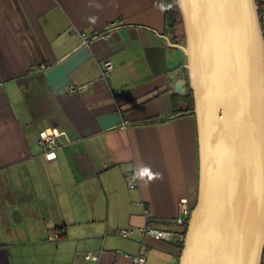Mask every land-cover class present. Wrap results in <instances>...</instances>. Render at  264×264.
Wrapping results in <instances>:
<instances>
[{
    "label": "crops",
    "instance_id": "crops-1",
    "mask_svg": "<svg viewBox=\"0 0 264 264\" xmlns=\"http://www.w3.org/2000/svg\"><path fill=\"white\" fill-rule=\"evenodd\" d=\"M180 45L165 0H0V264H132L144 246L146 264L179 263V202L199 189ZM47 127L65 131L51 160Z\"/></svg>",
    "mask_w": 264,
    "mask_h": 264
},
{
    "label": "water",
    "instance_id": "water-1",
    "mask_svg": "<svg viewBox=\"0 0 264 264\" xmlns=\"http://www.w3.org/2000/svg\"><path fill=\"white\" fill-rule=\"evenodd\" d=\"M177 1L199 145L198 197L178 264H260L264 34L257 2Z\"/></svg>",
    "mask_w": 264,
    "mask_h": 264
},
{
    "label": "built area",
    "instance_id": "built-area-1",
    "mask_svg": "<svg viewBox=\"0 0 264 264\" xmlns=\"http://www.w3.org/2000/svg\"><path fill=\"white\" fill-rule=\"evenodd\" d=\"M257 6H258V14L260 18L261 27L264 34V9H263V0H256ZM81 36L83 38V43H88L90 39H92L93 35H89L86 32H81ZM114 69V64L112 60L105 59L102 62V74L104 77H108L111 72ZM77 88H83V86H75L71 85V89L75 90ZM65 134V131L60 130L56 127H47L43 128L39 132V143L43 149V153L45 154V157L48 160H51L55 157L56 150L60 145V138H62ZM137 184L136 180L134 178L128 179V185L129 187H134ZM193 210V206L190 205L189 200L187 198H182L179 202V216L176 219V222L182 226H184V230L182 232L178 233V239L179 241L184 244V241L186 239V233L185 228L190 222L191 213ZM144 212L146 216H149L150 209L145 208ZM47 239L48 240H56L59 238L62 234L61 230L59 228H55L54 226H49L47 230ZM142 232L145 234H154L158 237H163L166 235L172 234L171 231H167L161 228L153 227L150 224L145 225L142 227ZM118 233L124 237H127L131 234V230L128 228H120L118 230ZM129 258L132 260V264H146L147 259L149 256V249L147 246H144L138 253H129L127 254ZM86 259H97L98 255L95 251H89L85 254ZM260 264H264V252L263 257Z\"/></svg>",
    "mask_w": 264,
    "mask_h": 264
},
{
    "label": "trees",
    "instance_id": "trees-1",
    "mask_svg": "<svg viewBox=\"0 0 264 264\" xmlns=\"http://www.w3.org/2000/svg\"><path fill=\"white\" fill-rule=\"evenodd\" d=\"M262 3L264 4V0ZM165 23L167 26V31H169L174 35H178L181 43L185 44L186 42L185 31L181 33L179 30L180 25L181 24L183 25V20L177 0H165ZM184 71H185V78L188 87V94L186 95V97L190 105L189 110H191L194 108V96H193V91L190 87L188 68L186 67ZM186 231H187V226L185 228V232ZM183 247L184 244H182L181 246V252Z\"/></svg>",
    "mask_w": 264,
    "mask_h": 264
},
{
    "label": "clouds",
    "instance_id": "clouds-1",
    "mask_svg": "<svg viewBox=\"0 0 264 264\" xmlns=\"http://www.w3.org/2000/svg\"><path fill=\"white\" fill-rule=\"evenodd\" d=\"M141 179L147 178L148 181L158 178V173H153L149 167H143L138 173Z\"/></svg>",
    "mask_w": 264,
    "mask_h": 264
},
{
    "label": "rangeland",
    "instance_id": "rangeland-1",
    "mask_svg": "<svg viewBox=\"0 0 264 264\" xmlns=\"http://www.w3.org/2000/svg\"><path fill=\"white\" fill-rule=\"evenodd\" d=\"M183 29H184V25L181 24L180 27H179V30H180L181 33L185 31Z\"/></svg>",
    "mask_w": 264,
    "mask_h": 264
}]
</instances>
